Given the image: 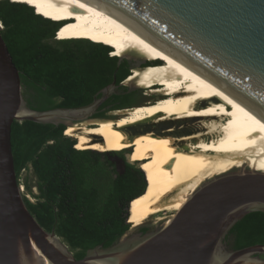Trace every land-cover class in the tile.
Segmentation results:
<instances>
[{"label":"water","instance_id":"1","mask_svg":"<svg viewBox=\"0 0 264 264\" xmlns=\"http://www.w3.org/2000/svg\"><path fill=\"white\" fill-rule=\"evenodd\" d=\"M88 1L124 17L179 57L200 64L264 113V0ZM2 28L0 264H264V244L232 249L226 241L239 219L252 211L264 212V172L243 168L203 182L168 223L144 234L128 231L112 246L99 245L77 259L54 230L37 221L25 202L15 168L12 125L15 120L66 127L95 122L86 118L117 93V77L87 105L33 109L23 96L20 70ZM129 76L123 85L133 83L127 81ZM112 161L123 173L124 160L114 157Z\"/></svg>","mask_w":264,"mask_h":264},{"label":"bare ground","instance_id":"2","mask_svg":"<svg viewBox=\"0 0 264 264\" xmlns=\"http://www.w3.org/2000/svg\"><path fill=\"white\" fill-rule=\"evenodd\" d=\"M13 1L26 2L56 21L67 20L60 39H92L112 45L115 55L143 59L138 66L156 63L135 68L131 75L137 86L150 88L144 104L123 109L116 118L66 128L78 149H136L135 157L146 163L150 177L144 192L129 205L132 226L152 217L168 223L189 195L214 176L235 168L264 172V113L217 75L88 0ZM164 124L171 125L156 129Z\"/></svg>","mask_w":264,"mask_h":264},{"label":"trees","instance_id":"3","mask_svg":"<svg viewBox=\"0 0 264 264\" xmlns=\"http://www.w3.org/2000/svg\"><path fill=\"white\" fill-rule=\"evenodd\" d=\"M0 21L31 108L87 105L102 95L115 75L122 93L103 104L113 98L133 100L137 91L122 84L131 74V64L111 55L113 46L92 39H59L63 22L26 2L0 0ZM152 64L156 63L148 65ZM66 128L62 123L15 120L12 150L18 180L30 166L37 176L35 200L24 196L29 210L82 259L89 249L108 248L130 230L133 212L128 220L127 207L144 192L150 176L125 159V170L118 173L109 153L78 149V140L66 135ZM226 241L232 249L264 244V212L252 211L239 219Z\"/></svg>","mask_w":264,"mask_h":264},{"label":"rangeland","instance_id":"4","mask_svg":"<svg viewBox=\"0 0 264 264\" xmlns=\"http://www.w3.org/2000/svg\"><path fill=\"white\" fill-rule=\"evenodd\" d=\"M59 38V37H58ZM60 39V38H59ZM112 46V45H110ZM111 55H115L114 54V51L111 53ZM121 59H127L129 60L130 64H131V68H133V70L135 68H144L146 66H151V65H145L147 62H142L139 66L137 65V62L139 60H143V59H139L137 56L133 55V54H127L125 53V55L123 54H120L118 55ZM136 70V69H135ZM133 74V73H132ZM131 74V75H132ZM131 75L129 76L128 78V81H132L131 80ZM124 85L128 86L129 88H131L130 91H137L135 94H133V99L134 100H138L139 102V105H142L144 104L150 97V93H149V89L148 87H142V86H137L135 83H130V84H127L125 83ZM133 86H135V88H132ZM131 108V107H129ZM123 111V110H121ZM118 117V116H117ZM84 123V122H83ZM169 125L171 124H164L162 125L161 127H156V129H160V128H165V127H168ZM180 126H185L186 124L185 123H180L179 124ZM175 126H178L177 124ZM181 133H178V135H180ZM101 152V151H99ZM121 152H124V151H121ZM121 152H107V153H121ZM126 155H125V159L130 161L134 166L136 167H140L141 169H144L146 168V163L138 160L136 157H135V153H136V149H131V150H126L125 151ZM237 170V168L235 169H232V171H235ZM20 186L22 187V193L24 196L28 197L29 199H31L32 201L35 200V194L38 193V188H37V176L33 170V168L30 166L28 169H25L22 171V174H21V178H20ZM29 187H28V186ZM171 214H168L167 217H169ZM171 217H169L170 219ZM168 221V220H167ZM156 222V219L155 217H152L150 218L149 220H147L146 222H144L142 225L144 224H150V225H156L158 227H160L161 225H164L166 224V220L165 221H162L160 224H155ZM139 227V226H138ZM155 228V229H156ZM131 230H129L128 234H131V233H134L135 230L137 229V227H134L132 226L131 224ZM154 229V230H155ZM71 250V249H70ZM72 251V250H71ZM73 252V251H72Z\"/></svg>","mask_w":264,"mask_h":264},{"label":"flooded vegetation","instance_id":"5","mask_svg":"<svg viewBox=\"0 0 264 264\" xmlns=\"http://www.w3.org/2000/svg\"><path fill=\"white\" fill-rule=\"evenodd\" d=\"M149 63H154V62H147L145 65H148ZM119 93H122V92L117 90V93H114V94H119ZM94 97H95V95H94ZM135 105H139L138 100L133 99L130 102H125V101H121V100H117V99L113 98L109 102L102 104L92 116H89L88 118H86V121L99 120L102 118H116L118 116V113L121 112V110L129 108V107H133ZM125 155H126L125 151L121 152V153H110L111 159L114 157H117L119 159L124 160ZM126 161L128 162V160H126ZM144 169H146V168H144ZM160 223L161 222H159V221L155 222V224H160ZM156 227H157L156 225H150V224H144L142 226L140 225L139 227H137V229L135 230L134 233L142 234L145 231L148 232V231L154 230Z\"/></svg>","mask_w":264,"mask_h":264},{"label":"snow or ice","instance_id":"6","mask_svg":"<svg viewBox=\"0 0 264 264\" xmlns=\"http://www.w3.org/2000/svg\"><path fill=\"white\" fill-rule=\"evenodd\" d=\"M0 27H3L2 25H0Z\"/></svg>","mask_w":264,"mask_h":264}]
</instances>
